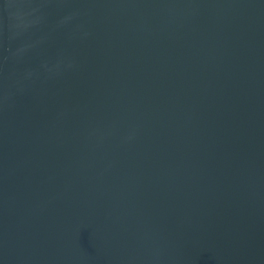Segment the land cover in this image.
<instances>
[{
    "label": "water",
    "instance_id": "obj_1",
    "mask_svg": "<svg viewBox=\"0 0 264 264\" xmlns=\"http://www.w3.org/2000/svg\"><path fill=\"white\" fill-rule=\"evenodd\" d=\"M0 264H264V0H0Z\"/></svg>",
    "mask_w": 264,
    "mask_h": 264
}]
</instances>
